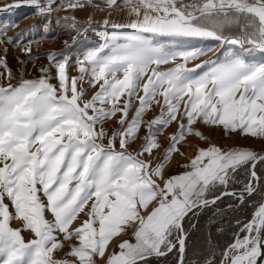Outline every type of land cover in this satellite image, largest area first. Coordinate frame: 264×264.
<instances>
[{
	"label": "snow or ice",
	"instance_id": "snow-or-ice-1",
	"mask_svg": "<svg viewBox=\"0 0 264 264\" xmlns=\"http://www.w3.org/2000/svg\"><path fill=\"white\" fill-rule=\"evenodd\" d=\"M23 3L35 24L0 38V264H264V149L201 131L264 143V0ZM53 24L96 39L79 75L36 62ZM226 196L251 217L190 243Z\"/></svg>",
	"mask_w": 264,
	"mask_h": 264
},
{
	"label": "rangeland",
	"instance_id": "rangeland-1",
	"mask_svg": "<svg viewBox=\"0 0 264 264\" xmlns=\"http://www.w3.org/2000/svg\"><path fill=\"white\" fill-rule=\"evenodd\" d=\"M20 4V7H8L9 5ZM37 17L34 9L23 3L22 0H3L0 2V38L15 37L23 30L29 29L35 24ZM74 35V33L72 34ZM72 35L66 34L63 27L52 25L50 31L45 35L42 32L37 33L31 39L34 41L31 43L34 54L39 55L37 63H46L47 57L44 53L48 51L63 52L70 58V75H79L77 70L76 61L78 58L82 59L88 50L97 46L96 39L89 33L88 39H78L73 42ZM67 41V44H65ZM21 55L18 47H10L9 61L13 68L18 67L14 59L15 56ZM23 58V57H22ZM261 58L257 54L256 60L259 62ZM28 75L35 76L36 72L32 70L31 64L28 65ZM175 125L171 126L168 131H174ZM201 131L208 136L207 143H214L220 147L228 148L232 146H246L254 150L264 149V143H261L256 139L241 138L239 136H221L219 128H213L210 126H204ZM161 143H164V137H160ZM201 146H207L204 141H198ZM138 145H134L136 147ZM187 155H192L194 150L184 149ZM181 163L185 162L184 158L177 157ZM181 169L173 168L172 171H180ZM196 219V218H195ZM193 219L192 223L195 222Z\"/></svg>",
	"mask_w": 264,
	"mask_h": 264
},
{
	"label": "trees",
	"instance_id": "trees-1",
	"mask_svg": "<svg viewBox=\"0 0 264 264\" xmlns=\"http://www.w3.org/2000/svg\"><path fill=\"white\" fill-rule=\"evenodd\" d=\"M259 174V171H258ZM234 199L232 197H224L223 202L220 203V207L225 209L223 217L212 216V212L205 211L199 218L195 219L194 224L197 225L195 229L191 230L192 236L190 243H195L197 246L202 245L205 237L208 232L211 231L213 236L219 241V243L224 244L229 236L231 235L230 231L226 232L224 235H219L216 233V227L223 220V227L225 229H229V221L232 226H235V219L238 218L241 221H246L249 219L253 213V209L251 207H244L238 210H227V205L229 203H234ZM210 219H214L216 221L215 224H210Z\"/></svg>",
	"mask_w": 264,
	"mask_h": 264
},
{
	"label": "crops",
	"instance_id": "crops-1",
	"mask_svg": "<svg viewBox=\"0 0 264 264\" xmlns=\"http://www.w3.org/2000/svg\"><path fill=\"white\" fill-rule=\"evenodd\" d=\"M3 1V0H0V2ZM23 1V0H22Z\"/></svg>",
	"mask_w": 264,
	"mask_h": 264
}]
</instances>
